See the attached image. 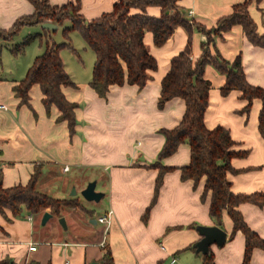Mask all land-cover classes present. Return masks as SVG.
<instances>
[{"label": "crops", "instance_id": "1", "mask_svg": "<svg viewBox=\"0 0 264 264\" xmlns=\"http://www.w3.org/2000/svg\"><path fill=\"white\" fill-rule=\"evenodd\" d=\"M48 1L53 6L76 2ZM80 1L81 14L87 22L110 13L120 2ZM247 1L181 0L178 5L190 21L191 31L178 27L161 47L155 45L152 33L145 35V45L157 60L158 69L150 72L143 89L128 84L114 85L107 97L102 98L90 86L93 68H88V74L82 76L80 59L71 69L66 67L75 83V86L63 87L67 100L77 105L74 134L70 133L66 122H57L60 112L56 107L47 111L40 86L31 88L27 104H21L16 97L14 88L24 79L35 59L21 61L17 69L8 71L0 61V106H5L0 107L3 186L27 185L36 167L42 165L44 175L39 190L54 198L74 197L69 194L71 188L78 192L92 181H97V187L100 186L97 191L105 194L104 202L96 204L86 203L78 197L85 211L64 212L61 218L66 219L67 229L57 216L42 225L43 215L36 217L24 211L20 216H14L10 210L0 213V261L9 260L13 264H203L205 255L191 249L202 239L197 227L217 225L210 215L212 192L205 195L206 177L198 183L181 178L180 168L188 166L191 160L188 144L180 145L174 155L161 162L163 166L175 169L165 174L157 201L145 219L154 199L159 175L158 157L165 144L161 130L178 126L186 112L185 101L180 98L159 108L162 80L169 72L172 60L189 43L193 62L200 59L206 36L197 25L213 29L219 20L233 13L236 5ZM248 10L258 32L264 34V0H251ZM34 11L28 0H0V29L10 30L18 19L31 16ZM160 13L159 8L148 9L151 16L159 17ZM34 27L38 28L37 33L51 36V31L44 30L41 25ZM3 44L9 43L0 39V55ZM87 47L86 43L80 45L86 51L90 49ZM211 49L230 62L241 56L248 82L264 88V49L252 45L241 26H234L229 32L215 37ZM43 51L44 48L36 56ZM91 53L95 63V54ZM4 59L11 61L13 58ZM204 77L212 84L205 113L207 128L213 130L221 126L228 129L236 143L234 150L247 153L231 161L237 171L228 173L232 192L242 195L264 193V137L259 131L261 100L255 99L250 112L242 113L247 102L242 100L239 91L227 96L221 93L226 83L225 75L208 65ZM97 207L101 208L98 215ZM238 211L252 231L264 240V207L242 203ZM110 213L108 226L98 222ZM221 229L227 232L228 239L223 247L211 246L213 263L243 264L245 236L239 231L230 237L233 222L228 215L224 216ZM32 246L37 249L31 251ZM107 253L112 257L111 263H103ZM251 264H264V250H254Z\"/></svg>", "mask_w": 264, "mask_h": 264}, {"label": "trees", "instance_id": "2", "mask_svg": "<svg viewBox=\"0 0 264 264\" xmlns=\"http://www.w3.org/2000/svg\"><path fill=\"white\" fill-rule=\"evenodd\" d=\"M28 1L34 6V13L18 19L9 31L0 29V39L10 43L25 26L42 25L46 22L62 26L68 21L71 26L63 30L64 36L68 38L73 31L79 32L88 48L95 54L90 86L102 98L107 97L110 88L114 85L128 84L143 89L148 83L150 72L157 71V60L150 54L144 42L147 33H152L155 45L161 47L173 36L178 27L191 31V23L178 5L181 0H120L110 13L90 22H87L81 14L80 0L62 6H53L48 0ZM250 1L236 5L233 13L219 20L213 29L208 30L197 25L206 36V41L202 43L200 59L193 62L189 43L186 49L172 60L170 70L162 80L159 108L163 109L167 102L180 98L185 101L186 112L178 126L170 130H161L165 136V144L158 157L159 175L154 199L145 215L146 219L151 207L157 201L165 174L175 169L165 167L161 162L174 155L179 146L186 143L190 146L191 160L188 166L180 168L181 178L183 181L193 180L198 183L206 177L205 195L212 192L211 218L221 228L224 216L228 215L233 222L230 237L232 238L239 231L245 236L243 264H251L255 249L264 250V240L247 225L238 207L242 203H253L264 207V193L242 195L232 192L228 173H237V171L231 166V161L237 157H244L247 153L234 150L236 143L228 129L221 126L213 130L207 128L205 113L209 106L212 84L204 74L206 67L212 65L226 76V83L221 88V93L227 96L233 91H239L242 100L247 102L242 113L248 114L253 101L261 100L259 131L264 137V88L248 82L241 56L230 62L218 51L214 54L211 49L215 37L229 32L237 25L243 28L246 38L252 45L264 49V34L258 32L257 25L248 10ZM154 7L161 10L159 17L148 14V9ZM43 37L45 34H30L10 51L14 55H19L36 40L41 42ZM67 47L75 52L70 43L56 44L46 37L43 53L35 58L26 76L14 91L21 104H27L31 88L35 85L40 86L47 111L56 107L60 112L57 122H66L70 133L74 134L77 126L75 115L77 105L69 102L63 92V87L75 86L61 57V50ZM43 169L42 165L37 166L27 185L11 188L3 186V174L0 170V213L10 210L14 216H20L26 211L37 217L49 212L61 218L66 211H85L81 201L76 197L57 199L39 190L44 175ZM191 249L196 250L194 246ZM213 261L214 256L211 252L204 257L203 264H214ZM111 262L112 257L107 253L103 263ZM0 264L13 263L4 260L0 261Z\"/></svg>", "mask_w": 264, "mask_h": 264}, {"label": "rangeland", "instance_id": "3", "mask_svg": "<svg viewBox=\"0 0 264 264\" xmlns=\"http://www.w3.org/2000/svg\"><path fill=\"white\" fill-rule=\"evenodd\" d=\"M71 26L70 23L67 21L64 23V25L60 26L59 29H57L56 31H51V36L49 37L51 41L55 42L56 44H60V43H70L72 48H74L78 53V55H76L75 52H72V49L70 48H64L62 49V58L64 59V63L66 64V67L70 69L72 68V64H75L76 62H80V60L83 63V68H82V76L87 75L88 74V68L90 70H92L93 66H94V62H93V55H91L92 51H90L91 49H87L84 50L83 48H80V45L83 43H85V41L83 40L81 34L77 31H73L72 33H70L69 37L66 38L64 36L63 30L66 27ZM9 31V30H6ZM38 28L34 27V26H25L23 27L18 34H16L13 38V41L10 42L8 45H10V47H7L5 44H3V46L1 47L2 49V55H0V61L1 63L4 64L5 66V71H8L10 68L13 69H17L20 65L21 61L25 62H30L32 60H34L38 55L37 53L41 51L42 48H44L45 44H46V37H43L42 41H38L36 40L35 42H33L32 44H30L29 46H27L25 48V50L19 54V55H15V57L11 55L10 53V49L14 46H16L17 44H20L25 37H27L30 34H41V33H37ZM44 35V34H42ZM88 48V47H87ZM90 52V53H89ZM14 55V54H13ZM4 57H8V58H13L11 59V61H7L4 59ZM80 59V60H79ZM25 65V64H24ZM85 69V70H83ZM69 70V69H68ZM6 74L8 72H5ZM4 73V74H5ZM97 190H100V186L97 187ZM73 191V188L70 189L69 194H71ZM81 191L80 188L78 190L79 195L76 196V198H82L81 200H84V202L87 203V201H85V199L81 196ZM104 202V201H102ZM96 204V203H95ZM97 206V205H95ZM96 215H98L99 213H101V208L97 207L96 208ZM180 259V258H179ZM180 262V260H179ZM166 264H170L169 262Z\"/></svg>", "mask_w": 264, "mask_h": 264}, {"label": "water", "instance_id": "4", "mask_svg": "<svg viewBox=\"0 0 264 264\" xmlns=\"http://www.w3.org/2000/svg\"><path fill=\"white\" fill-rule=\"evenodd\" d=\"M41 27L46 31H56L58 25L52 22H46L41 25ZM97 181L89 182L87 187L81 191V196L87 202L100 203L105 194L103 192L97 191ZM78 192L76 188H73L71 196H77ZM53 217L49 212H46L42 218V225H46L47 222ZM60 224L67 229V222L65 218L59 220ZM197 231L202 236V239L194 244L196 252L203 254L205 256L211 253V246L217 245L218 247H223L228 239V234L223 229L217 226H198ZM98 264V263H92Z\"/></svg>", "mask_w": 264, "mask_h": 264}, {"label": "built area", "instance_id": "5", "mask_svg": "<svg viewBox=\"0 0 264 264\" xmlns=\"http://www.w3.org/2000/svg\"><path fill=\"white\" fill-rule=\"evenodd\" d=\"M1 108H5V106H3V105H1L0 106ZM66 171H68L69 170V168H66L65 169ZM32 218V217H31ZM110 220H111V213L110 214H107V215H105V216H103V217H101V218H99L98 219V222L99 223H101V224H104V225H109L110 224ZM37 248L35 247V246H32L31 248H30V250L31 251H35ZM173 262H175V260H173Z\"/></svg>", "mask_w": 264, "mask_h": 264}]
</instances>
